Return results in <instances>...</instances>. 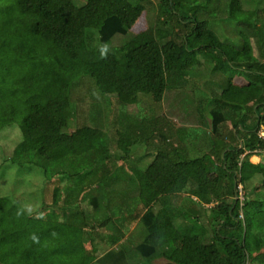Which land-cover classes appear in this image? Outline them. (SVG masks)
Segmentation results:
<instances>
[{
	"label": "trees",
	"instance_id": "trees-1",
	"mask_svg": "<svg viewBox=\"0 0 264 264\" xmlns=\"http://www.w3.org/2000/svg\"><path fill=\"white\" fill-rule=\"evenodd\" d=\"M145 1L0 0V133L17 136L8 154L0 145V181L9 172L12 181L42 177L32 211L0 192V264H134L133 254L159 264H264V195L239 199L237 189L264 186V160L248 159L264 152V21L227 0V18L254 31L255 57L249 37L236 48L200 17L219 0H157V26L131 33ZM84 78L97 95L86 118L69 95ZM154 89L200 93L205 121L195 125L206 128V151L191 157L186 148L200 126L127 111ZM113 105L107 129L123 134L118 156L103 130ZM76 112L82 123L69 129ZM139 144L152 148L132 161L127 152ZM132 223L141 239L113 249L102 232L121 239Z\"/></svg>",
	"mask_w": 264,
	"mask_h": 264
},
{
	"label": "rangeland",
	"instance_id": "rangeland-1",
	"mask_svg": "<svg viewBox=\"0 0 264 264\" xmlns=\"http://www.w3.org/2000/svg\"><path fill=\"white\" fill-rule=\"evenodd\" d=\"M239 1L241 9L243 11H255V16L250 19V22H256V25L259 24L260 21H264V12H261L260 10L262 7L261 0ZM226 4L227 0H219L215 3V8L212 14L201 15L200 17L207 20L210 29L215 33L219 40L228 43L236 48H240L242 44V34L246 37H249L252 46V54L256 57L258 52L253 41V39L255 38L254 31L241 26L236 21L229 20L226 14ZM144 5L145 8L143 12L138 16L137 20L130 28L131 33L139 32L140 30L147 29L150 26H157V23L155 25L156 13L158 12L157 0H146ZM118 41L119 37L113 39L112 43L117 44ZM192 73L196 76H199L197 78H199L200 81H202L204 77H206V71L203 68H193ZM215 77L216 78L214 80L219 78L217 75H215ZM233 82L241 85L245 83V79L242 76L234 75ZM69 95L71 97L73 106L78 107L77 112H81V114H84L85 118L88 117L87 115L90 113V110L88 111V106L91 105L92 101L95 100L94 97L97 96L95 91L92 90V85H89L88 81H86V79L84 78L82 79V81L78 82L77 85L72 86ZM199 98L200 93L197 91H194L192 93L191 91L187 92V90L185 92H181L174 89L168 91L154 89L151 90L148 94L139 95L140 103L129 105L127 107V111L138 113L140 117L163 116L165 117V119L170 120L173 126L177 128L179 127L188 129L191 127L196 128L200 126L198 136L194 139L186 141V148L189 151V156L192 157L200 155L209 148V141L205 132L206 128L201 125H195L201 124L200 122L205 121V119L199 116L201 114L199 112V110L201 111L200 107L197 108V101L199 100ZM101 105H105V103ZM102 107L104 109V106ZM108 108L109 110H107L109 111V114L107 115V121L105 122V125L107 126L103 127V130L106 132V136L109 139L108 148L115 154V156L123 155L124 152L117 147L122 142L123 134L118 133L116 135H113V130L107 129V127H109L111 124L112 118H114L116 115V109L114 105L113 108L110 109V106H108ZM77 112L71 114V120L68 127L69 129H73L74 126H78L80 125V123H82L83 117L80 116V114ZM225 125L228 126V122H226ZM262 130L263 129H261L260 131ZM110 137H114L113 141L115 140V142L113 143H115V147L114 144L111 143ZM16 138L17 136L15 130H6L0 133V145L5 147V153L8 154L10 152L11 146L13 145V142ZM151 148L152 147H145L143 146V144H139L134 149L130 148V151L127 152V156L130 160L133 161V159L142 154L145 149L149 151ZM262 154L264 155V152ZM151 157L152 156H147L144 161H142L140 164H137V167H143L151 159ZM261 157L262 160H264V156H260V158ZM119 162L121 161L118 160L117 163ZM134 166H136V164ZM21 175H17V177H14L12 181L11 172L6 174L4 179L0 181V192L2 195L18 199L21 205L23 204L28 211H32L39 205L41 194L39 188L42 183V177L37 171L30 173L27 172L24 173L23 176ZM18 178L22 179V181ZM27 180L29 182H27ZM258 181L259 180L257 179L255 181L248 182L244 187L238 185L237 189L239 199L242 198L243 194H246L248 197H259L261 195H264V186H261ZM55 184H57L56 178L53 180L50 186ZM255 184L257 188L255 191H252V188ZM50 189L51 188H46L47 191L45 190L47 196ZM27 193L29 194L27 195ZM81 207L90 210V206L85 203H82ZM102 233H104V237L107 238L108 236L109 239L114 240V243L112 244L113 249H117L122 242L132 245L140 240V235H142L140 233V228L138 225H136V223H132L127 230L125 229L124 237H122L121 239L114 235H110L111 233L108 231H104ZM85 247L89 248V246ZM132 256L135 257L133 261L134 264H159L163 262L161 258H155L147 261L138 257L136 254H133ZM249 263H252V260H249Z\"/></svg>",
	"mask_w": 264,
	"mask_h": 264
},
{
	"label": "crops",
	"instance_id": "crops-1",
	"mask_svg": "<svg viewBox=\"0 0 264 264\" xmlns=\"http://www.w3.org/2000/svg\"><path fill=\"white\" fill-rule=\"evenodd\" d=\"M261 129H263V130L260 131ZM260 130H259L260 132H264V128H263V127H260ZM259 131H258V132H259ZM261 154H262V153H261ZM261 154H255V155L253 154V155L249 156L248 159H249V161L252 162V163H256V162H259V161H263V160H262V157L260 158V156H264V155H263V154L261 155Z\"/></svg>",
	"mask_w": 264,
	"mask_h": 264
},
{
	"label": "built area",
	"instance_id": "built-area-1",
	"mask_svg": "<svg viewBox=\"0 0 264 264\" xmlns=\"http://www.w3.org/2000/svg\"><path fill=\"white\" fill-rule=\"evenodd\" d=\"M258 136H259L260 138L264 139V132H259V133H258Z\"/></svg>",
	"mask_w": 264,
	"mask_h": 264
}]
</instances>
